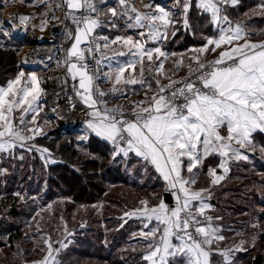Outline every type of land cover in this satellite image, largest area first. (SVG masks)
I'll return each mask as SVG.
<instances>
[{
    "label": "snow or ice",
    "instance_id": "snow-or-ice-1",
    "mask_svg": "<svg viewBox=\"0 0 264 264\" xmlns=\"http://www.w3.org/2000/svg\"><path fill=\"white\" fill-rule=\"evenodd\" d=\"M23 2V0H21ZM231 2L236 3V0H200L199 7L205 12H210L213 22L219 20H227V16H221V6ZM67 8L74 11L86 10L96 12L97 8L94 0H64ZM121 5H126L127 0H119ZM180 3V0H177ZM150 7V5H147ZM131 12H137L135 7L129 9ZM113 16L117 15L116 9L110 10ZM188 11V0H184V12ZM73 22H81L70 11ZM169 13L163 8L159 9V15L138 14L135 19L137 25L143 27L142 21H147L150 28L154 29L156 35L166 36V33H161L159 28H156L154 21H163L164 25L171 23L167 19ZM20 23H25L28 16H19ZM84 28L78 29V35L74 37V44L70 50V56L75 58L76 62L70 64L68 71L72 74L75 80L79 75V88L84 90V103L89 107L95 108L97 100L93 98V83L94 76L87 72L88 65L85 52H91L92 48L88 47L83 50L79 45L82 42L88 41V38L95 27L98 26V18L90 19L89 16H83ZM184 27H189L187 18L185 17ZM0 30H4L3 21H0ZM241 28L236 27L234 34L221 35L218 40H207L208 45H214L213 51L219 48L221 44H230L234 39L241 36ZM106 39V38H105ZM118 40H123L125 45L131 49H136L131 54L137 59L129 61L126 65L118 67L116 71L114 85H120L123 81L124 85L128 84H144V58L147 57L149 62L153 60V51L157 58L164 57L167 59L166 53L160 48L148 50L139 42H134L131 38H117L112 40V44H116ZM106 42L103 47L108 48ZM99 48V45H97ZM244 49H248L245 52ZM258 49V50H257ZM194 51L205 53L208 52L207 47L195 49ZM118 55H125L120 52ZM193 59L198 65L196 71L199 74L196 80H188L177 82L171 81L168 85H160L159 80L156 81L158 91L151 97H146V101L136 103L131 115L132 120L123 118L122 107L103 109V115L97 109L93 115L97 118L96 122H89L88 127L91 128L97 136L111 141L118 148L117 154L123 153L127 156L128 152L134 151L136 155L143 157L145 160L156 166L163 174V177L168 181L169 186L177 189L182 193L183 199L177 196V207L169 210L163 203L158 208L147 209L146 207L137 212L147 215L151 220L154 217L160 224H163L162 234L159 237V244L152 248V251L144 257L151 264H168V257H184V264H209L210 246L213 239L223 240V236H218L217 229L208 225V227L199 226L197 215H203L207 205L203 203L202 193L206 190L192 191L186 185L196 183L195 178L185 180L181 176L182 157H187L190 161L187 171L192 172V169L197 164L202 163L203 157L211 152H221L225 157L229 155L225 149H230V141H235L241 147L251 146L250 135L253 131L260 129L264 130V43L250 44L245 43L242 46L232 48L230 51L220 53V58L211 62L208 71H200L205 68V65L200 62V57L195 56ZM226 61H232L231 64L225 67H219L225 64ZM99 63V61H97ZM141 65L139 76L137 79L133 76L136 64ZM79 64V66H78ZM164 68L163 62L156 65L155 71L162 72ZM129 71L127 78L124 73ZM152 71V69H149ZM189 71L193 70L189 68ZM111 79L110 74H105ZM24 77L21 71L18 78L10 83L5 88H0V152L6 151L14 147V140L23 141L26 138L20 134L12 121L9 119L13 112V105L19 106L23 103H28V98L31 96L33 101L38 100L41 89L39 81L35 75L29 79L36 87L32 88L25 86L22 90V99H9L10 94H13L14 85L20 83V78ZM170 79V78H169ZM197 82L199 87H197ZM180 83L183 86L174 88V85ZM151 86L150 84L148 85ZM121 91L115 86L111 92ZM97 95L103 97L108 93L101 92L96 89ZM183 98L182 103L176 101ZM105 103L106 102H101ZM147 103V106H144ZM31 107V104H29ZM119 113V115H117ZM23 123V120H21ZM227 125L228 136L224 137L219 134L218 129ZM33 131L38 132L39 129ZM7 137V139H5ZM121 142L126 147H121ZM23 146V145H21ZM44 152L47 149L43 150ZM232 154L237 159H247L242 156L236 149H231ZM226 161L221 167L227 172L225 166ZM210 175H214L210 171ZM223 177H216L213 183L218 182ZM193 201H199V208L196 214L193 213ZM147 205V201H141ZM184 214L183 216L181 214ZM127 215H133L129 213ZM210 220V217H205ZM193 231L203 237L202 240H197L193 231H189L193 227ZM161 231L160 228H155L149 233H142L146 237H154L156 232ZM171 237L181 241L180 244H173L170 241ZM51 248V244H49ZM226 258V264H231L228 259V252L220 253ZM51 255V253H50ZM41 264H48L47 258ZM58 264V262H57Z\"/></svg>",
    "mask_w": 264,
    "mask_h": 264
},
{
    "label": "crops",
    "instance_id": "crops-1",
    "mask_svg": "<svg viewBox=\"0 0 264 264\" xmlns=\"http://www.w3.org/2000/svg\"><path fill=\"white\" fill-rule=\"evenodd\" d=\"M199 3L200 0H188L187 13L184 12V0H180V3H177V0H172L171 5L173 7L177 6L176 11H173L170 6L156 5L152 7L143 8L135 7L137 9V12L134 13L129 10L130 8L134 7L131 4L130 0H127L126 5H121L119 3V0H103L97 12L99 24L97 27L94 28L92 33L96 34L100 32V34L102 35H108L111 32V28L115 26V21L113 19L108 20L105 18V16L107 12L112 14L110 10L115 8L117 14L119 15L118 24L120 26L124 23L127 25L125 31L119 32L120 35L127 33L126 37L121 38H131L134 42L141 43L145 49L155 50L156 48H160L161 51L168 54L167 59H165L164 57L157 58V55L153 51L152 62H149L147 60V57L144 58V74L142 78L144 80L143 85H124L122 81L121 84L126 86L131 93L149 92L157 85V80H159V82L165 81L169 78L172 72L180 73L184 71L187 66L196 62L193 59V57L195 56H199L200 59H202L209 55H220L221 52L230 51L232 48L242 46L246 42L250 44L264 43V21L262 24L258 23V20L260 18H264V0H236L235 4H232L231 2L223 4L221 6L220 15L227 16V20L225 21L221 19L218 22H213L211 13L205 12L203 9H201L199 7ZM161 8H163L164 11L169 13L167 19L171 21V23H169L168 25H164L163 21L160 20L154 21L153 23L156 28L160 29L161 33H166V36L156 35L154 29L149 27L147 21H142V23L144 24L143 27L137 25L135 17L138 14L159 15V9ZM185 17L187 18V22L189 25V27L187 28L184 27ZM237 26H239L242 30L241 36L237 39H234L230 44H221V46L219 48H216L214 51V45L207 44L208 39L218 40L221 35L227 36L234 34ZM103 27L105 28L104 32L101 30ZM78 34L79 33L77 29L74 32V37ZM74 42L75 41L73 39L71 45L74 44ZM85 42H82L79 45L80 49ZM108 44L112 48V55L109 63L104 69L103 82L105 85H112L114 84L113 80L116 76L115 70L120 66L126 65L129 61L135 60L137 58L131 54L133 51H136V49L130 50V46L125 45L123 43V40H120L119 42V50H113V44ZM202 47H207L208 52L200 53L194 51L195 49H199ZM244 51L248 52L249 50L244 49ZM120 52L125 53V55H118V53ZM160 62H163L164 64L163 71L156 72V65ZM140 68L141 65L137 63L135 72H133V76L137 79H140ZM149 69H152V71H149ZM129 71H131V69L124 73L125 78L128 77ZM106 73L110 74L111 79L106 77ZM79 79L80 77L79 75H77L75 82L77 86L78 95L80 99L84 102L83 95H85V93L83 89L79 88ZM149 84L151 85L150 87L148 86ZM15 87L16 85H14L13 90H15ZM27 106V104L23 103L19 106L17 111L15 110L14 106L10 118L14 127L19 130L20 134L26 139L23 141L14 140V147L9 150L0 152V158L1 156H3V154H5L6 157H10V159L14 155H17L18 159H23L22 157L24 156V151H30L33 149L37 150V148H32L33 143L31 144V140L27 141V139H30V136L32 135V133L30 134L27 131L31 128L32 124V119L26 117L29 109L27 112L22 113V108ZM21 120H23V123H21ZM95 122L96 119H94L93 123ZM218 131L219 134L224 137H227L229 134L226 124L221 126ZM92 134H94L96 137L103 141L109 143L111 142L105 140L100 136H97L94 131H92ZM5 139H7V137H5ZM250 140L251 146L246 145L244 147H241L239 144H236L234 140L230 141L229 144L231 145V148L225 149V151L229 152V155L227 157L223 156L221 152H211L209 155L203 157L202 163L197 164L196 167L192 169L191 173L187 171V167L190 163L189 159L187 157L181 158V176L185 180L192 178H195L196 180L195 184H192L190 186L186 185V187H190V190L192 191H199L201 189L206 190L202 193V200L203 203L207 205L205 211L209 212L211 219L205 227L211 225L212 228L218 230V236L224 237L223 240H217L215 238L213 239V243L210 246L211 251L209 256V264H226V258L220 254L225 251L228 252V259L231 261V264H248L250 261L251 253H246H248V250L255 245V239L250 240V236L254 234V229L256 228L255 225L252 224L251 220L256 218L258 219L257 223H259V218L264 212V209L262 211H259L258 213H255L252 211V209H250L252 207H250V204L257 205L256 197H253L250 194H243L242 188L244 186L249 187L250 185V183L248 182L249 178L242 179V177L238 175V173L242 172L243 170L247 171L248 165L247 163L244 164V161L246 159L244 160L235 158L231 151V149L234 148L238 150L242 156H246L247 158H251V155L254 152L260 153V151H262V153H264V130L257 129L253 131L250 135ZM117 152L118 150L113 151L112 158L113 160H117L116 165L121 167L122 174L128 178V181L125 184H114L111 182L109 183V185L105 184V188L108 187L109 191H105L102 198L103 200H105L106 197H111V187L124 186L127 188H133L134 184H137V191L141 192L140 194L136 193L137 197H140L138 200L140 204L137 207L130 205L131 208L126 209L118 215L111 214L107 218L103 212L101 215H99V211H103V208H105L107 203L103 201V207H100L101 202L97 201L88 206L94 212L92 217L93 220H97V223H93L92 221V225L89 226H93L97 230H103V232L105 233L101 252L103 253V255H105L107 248L109 250V240L107 239V235H111L113 233L129 235L131 237V240H134V243H132V245H129V247H132L134 249L133 252L131 251V254H135L136 258L138 257L139 262H141L142 264H151L150 261L144 259V257L152 251V248L149 247V245L151 244L149 241L150 237H146L145 235H142V233H149L151 230L159 227L160 223L154 217L149 220L147 215L141 214V212H137L136 210H143L145 207L149 210L152 208H158L161 203H163L169 210H171L173 209V207L172 205H169L165 202L164 194L170 193L173 199H177V196H180L181 199H183L182 193H179L177 189H173L169 186V183L164 179L163 174L156 168L155 165L150 162V160H145L143 157L136 155L134 151L128 152L127 156H125L123 153L117 154ZM225 161V166L228 169L227 172H225L224 168L221 167V165L224 164ZM263 162L264 159L262 160V163ZM137 163L139 165L142 163V166L140 168L133 166ZM5 170L6 169L2 168V165H0V172L2 173ZM210 171L213 172L214 175H210ZM144 175L146 176L144 177ZM221 176L223 177V179L219 180L216 183H213L216 177ZM240 177L243 181L240 180ZM121 194H123L124 196H128L125 195L124 191H122ZM228 195H231L232 197L228 201H232V199L235 198L236 203H239V205H231L230 203L226 204L225 201H227L226 199ZM36 198L37 199L31 200H38V202L36 201L38 211H48L52 209L54 202H49L51 207L45 208L42 205L40 199L37 196ZM261 199L262 198L260 196L259 200ZM141 201H147L148 203L147 205H144L141 203ZM192 205L193 209H198L199 201H193ZM80 208H85V205H82V207ZM98 208H100V210ZM79 211L80 210L77 209L73 212L72 219H75V221L79 218L77 217ZM97 213L98 215H96ZM129 213H132L133 215H127ZM85 217L86 216L79 219V222L82 223L84 220H86L87 223H89V218L86 219ZM111 218H118L117 223L113 224L111 221H108L109 223H107L106 220H110ZM84 228L80 227L79 231H85L88 226H85ZM70 233L73 232H66L63 234V237L68 234L70 235ZM237 234L241 235L240 240L246 242V245H227L228 241H230L228 239H230V237L232 236H236ZM77 241L78 240L76 239V242ZM170 241L173 244L181 243V241L175 239V237H171ZM60 242L56 241L52 243V249L50 248L48 250V254L46 256L47 258H49L50 253L51 256H53V250H57L58 248L60 249ZM151 245H153V247L156 246L154 244ZM75 247L77 246L72 245L69 250ZM1 248L6 247L2 246ZM95 248L96 246H94L93 248L96 253L97 251H99V249L96 251ZM120 250L123 251L122 249ZM90 253H92L91 250ZM123 255L125 258L121 256L124 259L122 260L121 258V261L125 262V260L127 259L128 262L126 264H132L134 262L131 261L132 259L128 258V255H126L125 252ZM56 258L58 259L57 254ZM167 261L168 264H184L185 258L168 257Z\"/></svg>",
    "mask_w": 264,
    "mask_h": 264
},
{
    "label": "trees",
    "instance_id": "trees-1",
    "mask_svg": "<svg viewBox=\"0 0 264 264\" xmlns=\"http://www.w3.org/2000/svg\"><path fill=\"white\" fill-rule=\"evenodd\" d=\"M263 21L264 18H260L258 23L262 24ZM0 45L5 46L4 50L0 48V72L12 67L30 72L24 70L19 65L18 53L25 47L26 44L24 42L7 40L0 36ZM0 87H3L2 83ZM34 144L37 150L24 151L23 159H18L17 155L11 158L16 165H11L10 176L7 182H5V186L2 187L0 185V248L3 246L9 250H15V246L23 243L25 236L24 228L29 224V221L34 216L35 209H37V204L34 200L22 202L19 199L20 195L26 199L36 195L43 205L54 202L52 209L55 208V213L52 216L48 215L42 224V230H47L46 232L49 235L54 233L64 223L69 224L67 226L69 231L73 229L70 228V226H74L72 225L71 218L73 212L77 209L80 211L77 214L79 218L76 221L86 216L85 218H89V221L97 223V220H93L92 218L93 210L88 207L97 201L102 203L105 201L107 203L105 208H103V213L107 218L111 214L118 215L126 209L131 208L128 204L138 202L140 197H136L133 193L124 196L121 194L122 190L111 191V197H106L103 200L102 196L105 191H109L108 187L105 188V184L109 185L110 182L125 184L128 178L122 174L121 167L116 165L117 160H113V151L110 143L96 137L92 134V130L89 141L83 146L85 148L83 152L74 143V135L64 133L59 129L48 132L46 135L38 138ZM44 149H47V151L44 152ZM39 154L52 158L55 162L43 163L38 156ZM87 155H90V158H87ZM256 165L259 172L264 174V162L262 163L258 159ZM2 168L8 170L5 165ZM238 175L241 176L242 174L238 173ZM74 184H77V186ZM137 189V184H134L132 190L136 191ZM261 198V200L258 197L256 198V204L264 207V195ZM82 205H85V208H80ZM117 219L111 218L106 221L107 223L111 221L115 224L117 223ZM76 221H74V224ZM259 221V223H264V212L260 216ZM85 232L88 234V239L84 238L82 240L77 238V240H81L82 245L87 243L93 248L96 240L99 241L105 237L103 230H97L93 226H88ZM107 239L109 240L107 254L103 255V253H100L97 255L93 251L90 253V250L85 254L95 257L102 264H126L128 262L127 259L125 262H122L121 259L116 258V253L120 249H125L122 253L124 254L125 252L128 258L134 261L132 264H142L135 254H131L130 249L132 247H129V245H132L134 240H131L129 235L113 233L107 235ZM85 240L87 241L84 243ZM263 241L264 231L258 235L257 244L246 253L252 254H250L248 264H264ZM82 249L75 247L67 251L65 253V257H67L66 261L69 260L68 257L76 255L77 251L79 252ZM77 263L76 261H68V264Z\"/></svg>",
    "mask_w": 264,
    "mask_h": 264
},
{
    "label": "built area",
    "instance_id": "built-area-1",
    "mask_svg": "<svg viewBox=\"0 0 264 264\" xmlns=\"http://www.w3.org/2000/svg\"><path fill=\"white\" fill-rule=\"evenodd\" d=\"M103 0H94L97 11L89 12L86 10L74 11L67 8L64 0H41L38 6H28L15 2V0H0V21H3L4 30H0V36L7 40H16L22 41L26 45L19 51V65L24 69L25 66L38 68V70L43 72V80L46 86V95L44 98V106L46 108L47 115L49 117L50 102L47 99V90L51 85L48 84L49 79L45 78L51 73L60 72L61 83L58 86L60 90L71 87L75 96H76V106L79 110L81 116L77 120L73 119L74 115H68L65 122L68 121H77L80 124L79 133L74 135V143L76 145L86 144L91 137V130L88 127L89 122L97 119L94 117L93 113L97 109L100 110L101 115H103V109L105 107L112 109L117 108L118 106L122 107V112L124 114L123 118L132 120L134 117L131 115L133 108L136 103L141 101H146V97L153 96L158 91V85H156L152 90L146 93H131L126 86L123 84L120 85H105L103 82V72L108 62L111 59L112 51L109 48H104L103 40L91 33L88 41H86L81 50L85 48H92L91 52H85L88 68L87 72L89 75L94 76L93 83V98L97 100V105L95 108L89 107L86 105L80 98L77 97L78 91L75 80L70 76L68 68L71 63L76 62L75 58L71 57L69 54V46L73 40L74 32L77 29L84 28L83 16L87 15L90 19H95L98 17V9L100 8ZM131 4L136 8L147 7V5L156 6H170L173 11L177 10V6H172V0H130ZM73 12L75 17L81 22L79 25L73 22L72 16L69 13ZM25 15L28 16V20L25 23H20L19 16ZM17 36V38H15ZM25 36L26 40H21V37ZM33 40L36 43L28 44V40ZM41 41V42H39ZM99 45V48H97ZM0 48L4 50L5 46L0 45ZM64 53V55H63ZM220 58V55H210L205 58L200 59V62L205 65V68L200 71H208L209 65L211 62ZM99 61V63H97ZM232 61H226L225 64L220 65L219 67H225L231 64ZM79 66V64H78ZM189 68L193 71L190 72ZM198 65L196 62L187 66L184 71L172 72L169 78L165 81L160 82V85H168L171 81H185L196 80V76L199 74ZM48 81V82H46ZM49 86H48V85ZM121 89V91L111 92L113 87ZM183 85L177 83L174 85V88L182 87ZM197 87L199 83L197 82ZM99 89L101 92L108 93L106 96L97 95L96 89ZM79 96V95H78ZM106 102L101 103V102ZM177 103H182L183 98H180L176 101ZM144 106H147L145 103ZM54 106H52L53 110ZM79 115V114H77ZM119 115V113H117ZM70 116V118H69ZM50 118V117H49ZM51 119V118H50ZM58 126L59 123L52 119ZM121 147L126 146L121 142ZM110 147L114 151H117L118 148L110 142ZM20 201L26 202L24 196H19ZM37 199L36 196H31L29 200ZM43 205V204H42ZM172 207L175 208L178 205L177 199H173ZM45 208H50L51 205L48 203L43 205ZM197 209H193V213L196 214ZM184 215L183 213L181 214ZM205 217H210L209 212L204 211L203 215H197L199 220V226L205 227L209 220ZM164 225L160 224L158 228L161 231L156 232L154 237H150L149 241L151 244L158 245L159 237L162 234ZM193 227L189 228V231H193ZM193 235L197 240H202L203 237L199 234H196L193 231ZM219 249V247H218Z\"/></svg>",
    "mask_w": 264,
    "mask_h": 264
},
{
    "label": "rangeland",
    "instance_id": "rangeland-1",
    "mask_svg": "<svg viewBox=\"0 0 264 264\" xmlns=\"http://www.w3.org/2000/svg\"><path fill=\"white\" fill-rule=\"evenodd\" d=\"M15 2H19L21 4L24 5H28V6H38V4L41 2V0H23V2H21V0H15ZM106 19H113L115 21V26L111 28V32L108 35H102L99 33H97V36L100 37L103 40V43H111L112 40H116L117 38H121V37H126V34L120 35L119 32H123L125 31V28L127 27V25L124 23L123 25H119V15L117 14L116 16H113L112 14H110L109 12L106 13L105 16ZM124 27V28H123ZM103 32L105 31V28L103 27L101 29ZM106 38V39H105ZM120 40L117 41L116 44H113V50H119L120 49V45H119ZM73 45V44H72ZM71 45V47H72ZM70 47V50H71ZM109 48H111V46H108ZM112 49V48H111ZM69 50V51H70ZM70 53V52H69ZM20 57V54L18 53V59ZM22 68V67H21ZM21 72V69L18 68H11L8 70H4L2 72H0V84H3V87L1 88H5L7 89V86L12 83L13 81H15L18 76L19 73ZM24 73V77L20 78V83L16 84L15 90H13V94H10L9 99H15V100H20L22 99V90L24 89L25 86H29V87H36L35 84H32L30 82V77L32 75H35L37 77V80L39 81V87L41 89V92L39 93V98L36 101H33L31 96L28 98V106L22 108V113L23 112H27L28 109V114L26 115V117L31 118L32 119V124H31V130H27L28 133H32V135L30 136V139H27V141L31 140V144L33 143L32 148H35V144L34 142L37 141L38 138H41L42 136L46 135L48 132L54 130V129H59V126L52 120L56 117H54V115H52L51 113H48L50 118L47 115L46 112V108L44 106V98L46 95V86L43 80V72L38 70V71H30V72H26V71H22ZM70 76H72V74L69 72ZM56 77V73L50 74V79L51 81V86H50V91L53 88V86H56V84L58 85V80L55 78ZM47 78V76L45 77ZM49 81V80H48ZM47 81V82H48ZM48 84H50V82H48ZM47 84V85H48ZM49 89L47 90V97H48V93L50 92ZM78 97V96H77ZM80 98V97H78ZM29 104H31V107H29ZM21 105V104H20ZM19 105V106H20ZM15 106V110L17 111V109L19 108V106L17 105H13V107ZM17 114V112H16ZM26 114V113H25ZM11 118V116H9V119ZM59 124H64L63 121H60L59 119H55ZM34 125V126H32ZM35 129H39L38 132L33 131ZM92 130V129H90ZM93 131V130H92ZM79 147L80 151H84L85 148H83L84 144L82 145H77ZM258 152H254L251 155V158H247L244 161V164L247 163L248 165V170L245 171L243 170L241 173V177L243 178H249V187L248 186H244L242 188L243 194L244 195H252L253 197H258L260 198V196L262 197V195H264V174H262L261 172H259V170L257 169V160L259 159V161L262 162V160L264 159V153H262V151H260V153ZM41 159H43L42 161L45 163H54V159L52 158H48L43 156V154H39L38 155ZM87 158H90V155L86 156ZM253 162V163H252ZM255 163V165H254ZM0 165H5L8 170L3 171L2 173L0 172V185L3 187L5 186V182H7V179L10 176V169H11V165L15 166L16 164L13 162L12 159H10V157H6L5 154H3V156H1L0 158ZM133 166L140 168L142 166V163L139 165L134 164ZM254 168V169H253ZM24 176V175H23ZM146 175H144L145 177ZM246 176V177H245ZM240 177V180H242ZM261 180V181H260ZM243 181V180H242ZM262 182V183H261ZM75 186H77V184H74ZM111 191H124L125 195H128L130 193H133L136 195L140 194L141 192L139 191H133L132 188H127L124 186H117V187H111L110 189ZM18 193V191H16ZM137 193V194H136ZM107 195V194H106ZM231 197V195L227 196V201L226 204H233V205H239V203H236L235 198L232 199V201H228ZM152 200V199H151ZM38 202V200H36ZM35 201V202H36ZM36 202V203H37ZM236 203V204H235ZM140 202H138L137 204H128L131 206H139ZM241 205H246V204H241ZM130 206V207H131ZM252 206V207H251ZM100 207H103V203L101 202ZM250 209H252L253 212L258 213L259 211H262L264 208H262L261 205H255V204H250ZM100 210V208H98ZM55 208L48 210V211H42L39 210L38 208L35 209L34 211V216L33 218L29 221V224L24 228V240L22 244H17L18 246H15V250H9L8 248H0V264H23V263H27V264H41L42 261L45 260V258H47V254H48V250L50 248L49 244L52 245V243L56 242V241H61L60 242V249L58 248L57 250H53V256H49V258H47L48 264H57L56 261L58 262V264H68V261H76L78 262L77 264H102L100 261H97V259H95V257H91V256H87V251L91 250L93 252L94 249L93 247H90L89 244L85 243L87 240L84 241L85 244L82 245L81 240H79L78 242H76V239H88L87 237V233L85 231L81 232L79 231L80 227L84 228L85 226H89L92 225L91 221L89 223H87L86 220H84L82 223L79 222L80 220L76 221V223L74 224L75 219H72V225L74 226H70L71 229L70 231L73 233H70V235H66L65 237H63L64 232H70L67 228V226H69V224H61L60 228H57L56 231H54V233L52 234H48L46 231L47 230H42L43 229V222L44 219L49 215L52 216L55 212ZM102 210L99 211V215L102 214ZM98 215V213L96 214ZM253 220V221H252ZM251 222L253 225H255V229H254V234H252L250 236V240L251 239H255V245L257 244V237L260 234V232L264 231V223H257L258 219H252ZM261 228V229H260ZM85 229V228H84ZM35 234H37L36 236H34ZM34 236V237H33ZM230 236V235H229ZM241 235H236V236H232L230 237V241H228L227 245L229 246H233V245H239V246H244L246 245V242H244L243 240H240ZM232 240V243H231ZM29 241V242H28ZM48 241V242H46ZM54 241V242H53ZM87 244V245H86ZM77 246L78 248H83L81 251H77V254L75 255H71L68 261H66L67 257L66 256V251L69 250L71 248V246ZM254 245V244H253ZM262 245L264 246V241L262 243ZM95 250L97 251L99 249V251H97V254H100L102 252V247H103V238L102 240L100 239L99 241L96 240L95 242ZM126 248V247H125ZM129 248V247H128ZM139 248V247H138ZM52 249V246H51ZM264 249V248H263ZM124 251V249H123ZM130 251H134V249H130ZM56 254L58 259L56 258ZM105 254H107V250L105 252ZM124 257L122 251H118L116 253V258L121 259L122 257ZM122 258V260H124ZM52 259V260H50ZM56 259V260H55ZM95 259V260H93ZM123 262V261H122ZM104 264V263H103Z\"/></svg>",
    "mask_w": 264,
    "mask_h": 264
},
{
    "label": "bare ground",
    "instance_id": "bare-ground-1",
    "mask_svg": "<svg viewBox=\"0 0 264 264\" xmlns=\"http://www.w3.org/2000/svg\"><path fill=\"white\" fill-rule=\"evenodd\" d=\"M60 75H61L60 72H56L55 78L58 80L59 83L58 85L56 84V86H53L51 91H50V87H48L50 92L48 93L47 99L49 102L51 101L50 107L52 108V106H54L53 110L50 108L49 113H51L52 115H54V117H56L57 119L65 123L68 115L73 114L74 115L73 119L77 120L79 116H81V114L79 113V110L77 109L76 96L73 90H71V87L65 88L64 90H60V88L58 87L61 83ZM47 78L49 79L50 85H51V82L54 80V78L51 81L50 74L47 76ZM60 125L62 124L60 123Z\"/></svg>",
    "mask_w": 264,
    "mask_h": 264
},
{
    "label": "water",
    "instance_id": "water-1",
    "mask_svg": "<svg viewBox=\"0 0 264 264\" xmlns=\"http://www.w3.org/2000/svg\"><path fill=\"white\" fill-rule=\"evenodd\" d=\"M15 38H17V36ZM21 40L25 41L26 37L25 36L21 37ZM39 42H41V41H39ZM27 43L28 44H34L36 42L30 39V40L27 41ZM24 70H27V71H38V68L25 66ZM79 128H80V124L77 121H68V122H65L62 125L59 124V130H61L64 133L70 134V135H77L79 133ZM164 197H165V202L167 204L171 205L172 202H173V198H172L171 194L170 193H165Z\"/></svg>",
    "mask_w": 264,
    "mask_h": 264
}]
</instances>
